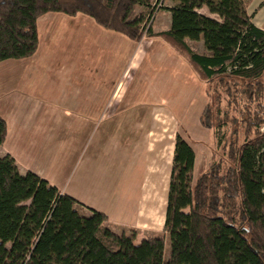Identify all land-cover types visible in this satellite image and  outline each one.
<instances>
[{"label": "trees", "instance_id": "16d2710c", "mask_svg": "<svg viewBox=\"0 0 264 264\" xmlns=\"http://www.w3.org/2000/svg\"><path fill=\"white\" fill-rule=\"evenodd\" d=\"M172 1L164 7L171 28L156 33L145 12L132 17L151 0H0V62L37 51L38 19L48 12L85 14L135 41L162 37L205 82L201 124L221 150L217 160L209 148L211 162L195 178V149L177 135L164 230L139 244L136 229L113 230L105 213L0 154V264H264V30L245 0ZM187 39L203 40L207 52ZM224 96L242 132H228L237 118L229 122ZM7 134L0 115V146Z\"/></svg>", "mask_w": 264, "mask_h": 264}, {"label": "crops", "instance_id": "0c3cea01", "mask_svg": "<svg viewBox=\"0 0 264 264\" xmlns=\"http://www.w3.org/2000/svg\"><path fill=\"white\" fill-rule=\"evenodd\" d=\"M245 2L264 30V0ZM163 11L156 33L172 25ZM38 33L32 56L0 62V154L105 213L113 230L136 229L137 244L162 233L177 135L195 149L194 174L208 162L196 71L162 37L135 41L82 13L48 12Z\"/></svg>", "mask_w": 264, "mask_h": 264}, {"label": "rangeland", "instance_id": "374dc122", "mask_svg": "<svg viewBox=\"0 0 264 264\" xmlns=\"http://www.w3.org/2000/svg\"><path fill=\"white\" fill-rule=\"evenodd\" d=\"M151 1H152L151 2V7L149 9H146L144 6H137L135 8V12L133 13V16L132 17H134L135 14H139V13L145 12L147 14V25L153 27L154 23H157L159 21L160 23H162V28H164L166 26V19H165V17L167 15L165 14V12L163 10H164L165 4L166 3H169L170 4L171 3L170 1H172V0H170V1L169 0H162L161 2H159V0H151ZM161 13L162 14H165V15L163 17H159L161 15ZM190 44L194 48V50L197 51V52H199V53H206L207 52L202 40H200V41H190ZM198 78L202 82V86H201V90H200L201 96L205 97L206 98V102H208V98H207V96L205 94V87H206L205 82L200 78L199 75H198ZM224 97H226V96H224ZM229 100H230L229 97H226V99L223 100V107L224 108H229V110H230V113H229V122H231L234 118H237V124H235L234 126L229 127L228 128V132L231 133L236 128H238V130L242 132V130L244 128H243L242 123L239 120L240 114L235 109V105L233 103H231V101H229ZM206 106H207V104L205 105V107ZM205 107H204V109H205ZM204 128L205 129H208L206 127H204ZM263 130H264V128H263ZM208 132H209V137L207 139V142L205 141V138L203 139L204 142H205V144H206V146L208 147V149H207V152H208V162L205 165H203L204 167L202 168V170L206 167V165L209 162H211V159L209 158V156L212 154L211 151H210V149L212 148V149H215L216 150V156H217L216 159L217 160L219 159V153L221 151L220 149L217 148L216 139L212 136V133H211V130L210 129H208ZM240 139L242 140L243 137L240 138ZM209 146H211V147H209ZM194 175H195V178H196L199 175V173L196 172V174H194ZM169 255H170V240L167 238L166 239V245H165V258H168Z\"/></svg>", "mask_w": 264, "mask_h": 264}, {"label": "built area", "instance_id": "2783aa9c", "mask_svg": "<svg viewBox=\"0 0 264 264\" xmlns=\"http://www.w3.org/2000/svg\"><path fill=\"white\" fill-rule=\"evenodd\" d=\"M162 0H159V2H161Z\"/></svg>", "mask_w": 264, "mask_h": 264}]
</instances>
